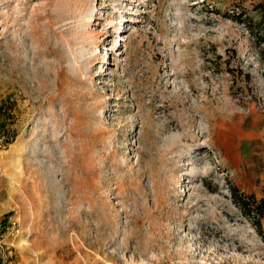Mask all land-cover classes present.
I'll return each instance as SVG.
<instances>
[{"label":"rangeland","instance_id":"obj_1","mask_svg":"<svg viewBox=\"0 0 264 264\" xmlns=\"http://www.w3.org/2000/svg\"><path fill=\"white\" fill-rule=\"evenodd\" d=\"M263 14L264 0H0L6 262L264 264V219L260 236L238 202L264 195ZM106 204L112 221L89 227Z\"/></svg>","mask_w":264,"mask_h":264},{"label":"trees","instance_id":"obj_2","mask_svg":"<svg viewBox=\"0 0 264 264\" xmlns=\"http://www.w3.org/2000/svg\"><path fill=\"white\" fill-rule=\"evenodd\" d=\"M260 24L264 28V14L261 15ZM264 58V57H263ZM12 141L11 136H7V144ZM234 196L237 195L236 192L233 193ZM239 206L241 211L245 216H252L254 222V228L258 235H262L261 220L264 219V195L261 199L257 200L253 196H241L239 199Z\"/></svg>","mask_w":264,"mask_h":264},{"label":"bare ground","instance_id":"obj_3","mask_svg":"<svg viewBox=\"0 0 264 264\" xmlns=\"http://www.w3.org/2000/svg\"><path fill=\"white\" fill-rule=\"evenodd\" d=\"M125 23H127V20H125ZM115 26H113L111 29H113ZM110 29V30H111ZM170 87H171V85H170ZM196 90V89H195ZM195 92V91H194ZM211 105V101H208V102H206L205 103V109H208V106H210ZM166 111H168L169 112V110H166ZM170 117V116H169ZM192 121H193V119L191 120V123H192ZM179 122L178 121H176L175 119H173V118H171V120L169 121V123H168V126L169 127H172L173 129L175 128V129H181V126H179V124H178ZM182 131V130H181ZM188 134H191V132H189ZM191 157V156H190ZM187 165H192V162H190V163H188ZM188 166V167H189ZM185 168L184 167H181L179 170H181V171H183ZM190 169V168H189ZM186 172V171H185ZM188 174V173H187ZM189 175V174H188ZM191 176H193V174H190ZM187 192V191H186ZM101 213H100V215L98 216V217H92L91 216V218H90V222H89V227H93L94 226V224H96L97 223V221H100V219H102V220H106V222H111L112 221V211L109 209V206L106 204V205H104L101 209ZM98 224V223H97ZM141 226V225H140ZM139 231V230H138ZM141 233V232H140ZM96 235H95V237L93 238V239H104L105 238V233L103 232V230L101 229V228H98L97 229V232L95 233ZM137 234V233H136ZM139 234V233H138ZM92 235V234H91ZM139 237V236H138ZM89 238V237H88ZM91 238V239H92ZM233 239V238H232ZM239 243V242H238ZM238 245V248L236 249V250H239L240 251V249L242 248V246H241V244H237ZM237 245H235V246H237ZM243 247H245V246H243ZM247 251V250H246ZM242 253V252H241Z\"/></svg>","mask_w":264,"mask_h":264},{"label":"built area","instance_id":"obj_4","mask_svg":"<svg viewBox=\"0 0 264 264\" xmlns=\"http://www.w3.org/2000/svg\"><path fill=\"white\" fill-rule=\"evenodd\" d=\"M7 135L1 134L0 135V149H4L7 146ZM19 227L18 221H9L6 226L2 227L1 230H3V234H0V249H2V246L5 244L4 237L6 236H13ZM7 255L5 253H1L0 258L3 259V264H8L4 258H6Z\"/></svg>","mask_w":264,"mask_h":264}]
</instances>
